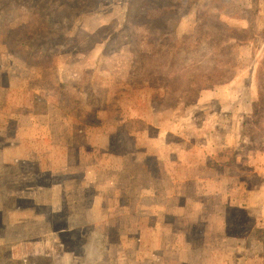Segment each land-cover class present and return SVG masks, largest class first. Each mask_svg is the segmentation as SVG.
Here are the masks:
<instances>
[{"label":"rangeland","instance_id":"obj_1","mask_svg":"<svg viewBox=\"0 0 264 264\" xmlns=\"http://www.w3.org/2000/svg\"><path fill=\"white\" fill-rule=\"evenodd\" d=\"M0 264H264V0H0Z\"/></svg>","mask_w":264,"mask_h":264},{"label":"crops","instance_id":"obj_2","mask_svg":"<svg viewBox=\"0 0 264 264\" xmlns=\"http://www.w3.org/2000/svg\"><path fill=\"white\" fill-rule=\"evenodd\" d=\"M248 207L250 208V204H248L247 208H248Z\"/></svg>","mask_w":264,"mask_h":264}]
</instances>
